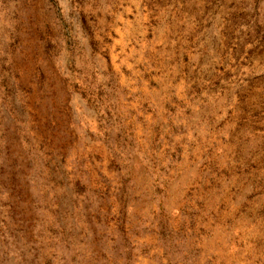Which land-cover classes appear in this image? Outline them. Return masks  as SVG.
I'll use <instances>...</instances> for the list:
<instances>
[{"label": "rangeland", "instance_id": "rangeland-1", "mask_svg": "<svg viewBox=\"0 0 264 264\" xmlns=\"http://www.w3.org/2000/svg\"><path fill=\"white\" fill-rule=\"evenodd\" d=\"M0 264H264V0H0Z\"/></svg>", "mask_w": 264, "mask_h": 264}]
</instances>
